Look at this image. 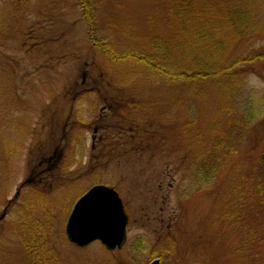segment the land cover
<instances>
[{
  "label": "rangeland",
  "instance_id": "rangeland-1",
  "mask_svg": "<svg viewBox=\"0 0 264 264\" xmlns=\"http://www.w3.org/2000/svg\"><path fill=\"white\" fill-rule=\"evenodd\" d=\"M211 1L246 33L190 88L95 47L171 45L170 0L88 1L96 42L84 0H0V264H264V0ZM97 186L122 198L121 250L66 236Z\"/></svg>",
  "mask_w": 264,
  "mask_h": 264
},
{
  "label": "trees",
  "instance_id": "trees-1",
  "mask_svg": "<svg viewBox=\"0 0 264 264\" xmlns=\"http://www.w3.org/2000/svg\"><path fill=\"white\" fill-rule=\"evenodd\" d=\"M88 1L91 0L83 2L84 16L90 27V35L96 42V30L91 15L94 6ZM168 7L169 17L165 20V26L172 31V44L169 45L168 40H163L162 35H156L155 38L161 42H153V56L138 54L135 57L130 55L119 57L106 45L100 44L95 47L100 48L102 53L114 63L133 59L132 62L147 68L153 74L172 83L185 84L190 88L196 87L198 83L215 80L230 73L232 68L220 66L221 64L219 65L216 60L228 39L231 38L233 41L239 35L246 33L235 21L240 17L246 18L240 8L238 6L224 7L225 10L221 11L223 8L218 10L211 0H170ZM225 32L229 34L224 36ZM180 49L183 50L182 57L176 59V53ZM262 59L264 54H258L250 62ZM260 111L254 110L253 107L250 113L251 119L260 116L258 115ZM258 188L264 201V188L261 182L258 183ZM261 208L264 213V205ZM28 253L34 258L36 252L29 248ZM33 258L32 264H44L41 259L33 260Z\"/></svg>",
  "mask_w": 264,
  "mask_h": 264
},
{
  "label": "water",
  "instance_id": "water-1",
  "mask_svg": "<svg viewBox=\"0 0 264 264\" xmlns=\"http://www.w3.org/2000/svg\"><path fill=\"white\" fill-rule=\"evenodd\" d=\"M128 224L129 218L118 192L97 186L77 202L67 222L66 236L78 248L101 242L113 252L124 247ZM152 264H160V261Z\"/></svg>",
  "mask_w": 264,
  "mask_h": 264
},
{
  "label": "flooded vegetation",
  "instance_id": "flooded-vegetation-1",
  "mask_svg": "<svg viewBox=\"0 0 264 264\" xmlns=\"http://www.w3.org/2000/svg\"><path fill=\"white\" fill-rule=\"evenodd\" d=\"M155 261V260H154ZM161 261V260H160ZM153 262V261H152Z\"/></svg>",
  "mask_w": 264,
  "mask_h": 264
}]
</instances>
